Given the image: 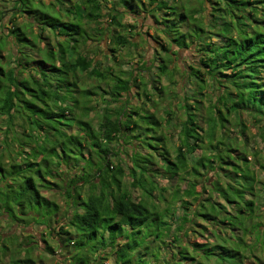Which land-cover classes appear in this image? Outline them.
Returning <instances> with one entry per match:
<instances>
[{
	"label": "trees",
	"instance_id": "trees-1",
	"mask_svg": "<svg viewBox=\"0 0 264 264\" xmlns=\"http://www.w3.org/2000/svg\"><path fill=\"white\" fill-rule=\"evenodd\" d=\"M196 2L0 0V264H264V0Z\"/></svg>",
	"mask_w": 264,
	"mask_h": 264
},
{
	"label": "rangeland",
	"instance_id": "rangeland-1",
	"mask_svg": "<svg viewBox=\"0 0 264 264\" xmlns=\"http://www.w3.org/2000/svg\"><path fill=\"white\" fill-rule=\"evenodd\" d=\"M187 1L188 2H193L192 3V6H194V4H195V6L198 5V3L196 2V0L195 1L194 0H187ZM206 4L209 5L208 3H206ZM21 20H22V18L19 21H21ZM124 20L130 26L131 25L132 26L135 25L134 27H131L132 30H133L132 33L134 34L132 40H134L135 42H137V45H134L130 49H128V48L123 49L122 52H121L122 57H119L118 58V61L116 63V64H118L120 62L121 63L120 66H122V67H124V68L127 69V68L130 67V65H129L130 62H133V61L135 62V60L138 57L142 56V55L147 60H150L152 58V54H153L154 47L155 46L156 47H159V43L165 42L164 41L165 40V37L164 36H161V34L159 35V33L157 35L154 32V29L149 27V24H154L151 19H147V20H144V19L135 20L134 18H131V17H125ZM8 21H9V17H7L5 19L6 24H10V23H8ZM143 35L145 37V40L144 39H141V36H143ZM103 44H104V46H107L108 45L107 42H104ZM193 57H194V55H192V51L187 50V49L180 50V56H179L178 64L180 65V67H181L182 70H184V68L187 66V64H189V63L192 62ZM95 58H97V60H99L101 58V56H97ZM114 63L115 62H113L112 64H114ZM118 66L119 65H114L115 68H117ZM142 70L144 71V75L145 76L148 73H150V70L145 69V66L142 67ZM175 78L179 82L182 81V75H180L179 73L178 74L176 73ZM165 83H166V81H165ZM176 85H174V90L176 88ZM182 88L183 87L181 86V83H179L178 84L179 93H178L177 96H179L180 99H181V95L183 94V89ZM134 91H135V88L132 89V92L133 93H134ZM132 92H131V95L133 94ZM175 96H176V94L174 92V98L177 97V96L176 97ZM131 100L133 101V103H136V102L139 101L137 98L136 99L135 98H131ZM143 100H145V99L143 98ZM175 101H173V102L175 103ZM147 102H148V104H151L150 101H147ZM169 102L170 101L166 97L165 99H163V101H161L159 103V105L163 109V107L165 105L169 104ZM206 104H207V101H206ZM174 106H176V105H174ZM159 109H160V112L162 113V115H164V111L160 107H159ZM182 114H183V112L182 111H179L174 116V120H177L179 118V121H180V119L182 118ZM174 120H173V122H174ZM173 122L171 124H173ZM258 126H259L258 123H256V121H254V119L251 117V115L250 114H247V117H246V133H247L248 141L250 142V144L253 145V147H254V149L256 151H261L264 148V144H263L260 136L258 135L259 134ZM173 131H174V127L173 126H169V132H173ZM173 135H174V132H173ZM170 137L172 138L173 136H170ZM172 142L174 143L173 139H172ZM250 158H253V156H250ZM261 177H262V180L264 181V170L261 171ZM161 182H163V184H168L166 182L165 178H162L161 179ZM170 183H172L174 185V181H170ZM263 187H264V185H263ZM170 190L171 189H169L168 192H170ZM135 194L138 197V195H139L138 191L135 192ZM263 195H264V190H263ZM261 202H263V205H264V198L261 200ZM199 222H200V224L196 225L195 228H197L198 230H202L201 229V227L203 226L202 224H206V223H204L202 220H200ZM192 238H194V239L197 238L198 240H204L203 237L199 233L193 234L192 235ZM261 257L264 260V253L262 254ZM109 261L110 260H107L106 263H109Z\"/></svg>",
	"mask_w": 264,
	"mask_h": 264
}]
</instances>
